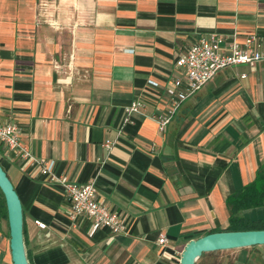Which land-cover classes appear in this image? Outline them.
Wrapping results in <instances>:
<instances>
[{
  "label": "crops",
  "instance_id": "crops-1",
  "mask_svg": "<svg viewBox=\"0 0 264 264\" xmlns=\"http://www.w3.org/2000/svg\"><path fill=\"white\" fill-rule=\"evenodd\" d=\"M209 34H254L264 48V0H0V123L36 159L0 143L28 264H177L189 239L225 227L227 195L264 178V60L217 71L161 131L150 117L167 99L146 81L161 89ZM135 98L144 108L125 120ZM51 175L92 181L125 231L89 235ZM238 215L264 222V204ZM5 232L0 221V264H11ZM229 251L231 264H264V245Z\"/></svg>",
  "mask_w": 264,
  "mask_h": 264
},
{
  "label": "built area",
  "instance_id": "built-area-1",
  "mask_svg": "<svg viewBox=\"0 0 264 264\" xmlns=\"http://www.w3.org/2000/svg\"><path fill=\"white\" fill-rule=\"evenodd\" d=\"M260 60H264V48L254 34L246 35L241 42H238L234 35L222 37L209 34L198 37L184 52L175 57L174 66L179 70L178 76L166 79L161 89H158L160 86L155 81L150 79L146 81L167 99V104L160 112L150 114L156 122L157 129L161 131L180 103L193 95L217 71L230 65L254 64ZM143 108L142 100L138 98L130 100L122 108L124 119L127 120L132 112H142ZM19 131L16 124L0 123V143L13 150L19 158L33 163L36 159L21 144L18 138ZM103 145L109 148L110 142L105 141ZM52 166V160L42 163L40 173L50 175ZM53 179L61 186L62 193L68 201L70 220L75 222L78 217H85L90 221L89 235L99 227L107 228L111 233L125 231V226L117 213L95 199V186L92 181L77 183L63 175L56 178L51 175L50 180ZM34 224L44 228V223L39 220H34ZM165 241V236L158 234L156 243L162 246Z\"/></svg>",
  "mask_w": 264,
  "mask_h": 264
},
{
  "label": "water",
  "instance_id": "water-1",
  "mask_svg": "<svg viewBox=\"0 0 264 264\" xmlns=\"http://www.w3.org/2000/svg\"><path fill=\"white\" fill-rule=\"evenodd\" d=\"M0 192L6 214L8 250L11 264H28L22 240V214L19 199L0 166ZM264 245V229L221 230L189 239L180 251L177 264H194L205 252Z\"/></svg>",
  "mask_w": 264,
  "mask_h": 264
},
{
  "label": "trees",
  "instance_id": "trees-1",
  "mask_svg": "<svg viewBox=\"0 0 264 264\" xmlns=\"http://www.w3.org/2000/svg\"><path fill=\"white\" fill-rule=\"evenodd\" d=\"M225 204L228 210L227 224L224 228L214 231L264 229V222L262 220H248L238 215V211L243 208L257 207L264 204V178L260 171L258 170L251 182L227 195ZM1 220H4L6 224L4 200L0 192V221ZM5 235L8 237L7 230Z\"/></svg>",
  "mask_w": 264,
  "mask_h": 264
},
{
  "label": "rangeland",
  "instance_id": "rangeland-1",
  "mask_svg": "<svg viewBox=\"0 0 264 264\" xmlns=\"http://www.w3.org/2000/svg\"><path fill=\"white\" fill-rule=\"evenodd\" d=\"M1 224L3 226V230L6 231L7 227L5 221L1 220ZM230 252L231 251H229V249L205 252L196 259L194 264H231L232 254Z\"/></svg>",
  "mask_w": 264,
  "mask_h": 264
}]
</instances>
